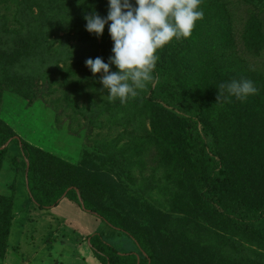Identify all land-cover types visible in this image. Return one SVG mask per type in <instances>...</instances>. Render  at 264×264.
Returning a JSON list of instances; mask_svg holds the SVG:
<instances>
[{
	"label": "trees",
	"instance_id": "1",
	"mask_svg": "<svg viewBox=\"0 0 264 264\" xmlns=\"http://www.w3.org/2000/svg\"><path fill=\"white\" fill-rule=\"evenodd\" d=\"M68 1L75 11L73 18L68 13L58 19L65 15V0H51L48 17L42 11L38 14L40 22H32L37 21L31 19L32 13L28 17L30 9L22 17L30 22V31L37 24L41 31L48 24L46 27L54 32L73 25L82 47L94 43L97 57L107 62L113 46L107 25L103 36L97 38L85 30L84 19L93 11L106 16L107 0H86L78 8L77 2ZM240 1L254 8L247 10L248 16L241 24V41L248 51L259 54L264 50V19L260 16L264 2ZM29 2L0 0V5L10 11V3ZM237 6L234 0H201L204 15L191 36L173 40L157 51L153 80L124 104L119 100L107 102L135 122L137 128L144 129L149 123L142 143L135 142L126 150L141 154L153 147L163 162L170 160L183 169L188 189L182 187L181 206L187 205L193 213L200 212L214 226L228 231L232 237L222 240L221 246L234 242L233 236L264 245V73L252 71L237 54ZM7 17L0 14V106L2 92L11 84L5 79L8 70L26 50H31L25 40L16 45L4 40L10 28ZM13 22L19 24L16 18ZM112 70L116 71L115 67ZM241 78L251 80L257 93L243 102L234 97L218 102L217 87ZM217 106H224L222 115L227 116L231 129L216 128L209 120L210 110ZM11 144L19 148L21 159L15 158L13 163L17 168L22 163L27 191L36 208L50 209L65 194L66 198L71 195L80 208L128 236L137 246V252L121 253L101 234L90 235L87 242L100 264H235L165 229L170 227V220L158 223L156 217L141 224L126 211H118L116 202L126 199L115 179L95 167L73 165L45 153L21 140L1 119L0 172ZM108 199L116 201L117 208L108 206ZM15 218L13 197L0 196V261L5 259Z\"/></svg>",
	"mask_w": 264,
	"mask_h": 264
},
{
	"label": "rangeland",
	"instance_id": "2",
	"mask_svg": "<svg viewBox=\"0 0 264 264\" xmlns=\"http://www.w3.org/2000/svg\"><path fill=\"white\" fill-rule=\"evenodd\" d=\"M85 1L72 0L77 2V8ZM50 2L10 3V11L0 5V14L8 16L10 26L4 40L13 45L25 40L31 49L8 70L5 79L11 84L2 92L0 119L21 140L45 153L73 165L95 167L115 179L126 200L108 199V206L117 208L118 204V211H126L141 224L156 217L158 223L161 219L170 220V227L165 229L196 241L200 248L206 247L209 254L216 252V257L222 254L223 259L235 261V264H264V245L233 236L235 243L221 246L222 240L232 237L230 233L214 226L200 212L193 213L187 205L181 206L179 195L183 193L182 187L187 188L188 184L182 168L170 160L163 162L153 147L141 154L126 150V146L135 142L142 143L149 123L139 129L135 122L131 123L127 116L107 103V92L102 94L100 91V74L94 77L84 64L86 59L98 56L95 45L82 47L73 25L54 32L46 27L48 24L42 31L37 24L35 30L30 31V22H25L22 17L24 13L30 9L27 15L32 13V20H37L41 11L48 17ZM65 2V15L58 17L59 20L68 13L72 18L74 16L73 5L68 0ZM234 3L238 5L236 19L240 22L235 23L237 54L252 71L264 73V50L259 54L248 51L241 41V24L248 16L247 10L254 8L240 0H234ZM260 11L264 19V9ZM15 18L21 26L13 22ZM27 32L30 33L28 36ZM223 108L213 107L209 120L216 128L229 130L227 116L222 115ZM15 158L21 159L20 151L11 144L0 172V196L13 197L17 215L8 239L10 258L6 256L0 264H91L79 253L84 250L83 256L93 254L88 242L82 241L87 237L86 232L101 234L121 253L137 252V246L128 236L84 211L72 201L71 195L63 197L50 209L36 208L27 191L23 165L21 163L17 168L13 163ZM92 257L99 264L94 254Z\"/></svg>",
	"mask_w": 264,
	"mask_h": 264
},
{
	"label": "clouds",
	"instance_id": "3",
	"mask_svg": "<svg viewBox=\"0 0 264 264\" xmlns=\"http://www.w3.org/2000/svg\"><path fill=\"white\" fill-rule=\"evenodd\" d=\"M200 4L201 0H107L106 16L95 11L86 14L85 30L99 38L107 25L113 42L107 62L101 57L84 61L94 77L100 74L101 93L106 91L109 101L124 104L144 89L153 80L157 51L173 40L189 38L203 18ZM217 89L218 102L230 97L243 102L257 93L253 82L245 78L222 83Z\"/></svg>",
	"mask_w": 264,
	"mask_h": 264
},
{
	"label": "crops",
	"instance_id": "4",
	"mask_svg": "<svg viewBox=\"0 0 264 264\" xmlns=\"http://www.w3.org/2000/svg\"><path fill=\"white\" fill-rule=\"evenodd\" d=\"M17 215V214H16ZM84 235H86L87 237L84 239V240H82V241H85L86 240V242L85 243H87V238H88V236H90V233L89 232H86ZM82 236V235H81ZM83 251V253L82 252H80L79 251V253H81V257L82 258H85L86 259V261L87 262H90L91 264H96L97 263V261L95 260V258H93L92 256H93V254L92 253H90V254H86L85 256H83L84 255V250H82ZM9 253H10V251H9V247H8V249H7V253H6V256H7V259L8 258H10V255H9ZM6 256H5V259H6ZM81 258V259H82ZM78 260V259H77ZM79 262V261H78ZM99 263V262H98ZM100 264V263H99Z\"/></svg>",
	"mask_w": 264,
	"mask_h": 264
},
{
	"label": "water",
	"instance_id": "5",
	"mask_svg": "<svg viewBox=\"0 0 264 264\" xmlns=\"http://www.w3.org/2000/svg\"><path fill=\"white\" fill-rule=\"evenodd\" d=\"M66 196V194L64 195V197Z\"/></svg>",
	"mask_w": 264,
	"mask_h": 264
}]
</instances>
